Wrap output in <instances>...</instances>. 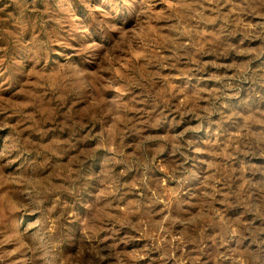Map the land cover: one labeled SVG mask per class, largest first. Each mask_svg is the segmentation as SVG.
<instances>
[{"label":"rangeland","instance_id":"rangeland-1","mask_svg":"<svg viewBox=\"0 0 264 264\" xmlns=\"http://www.w3.org/2000/svg\"><path fill=\"white\" fill-rule=\"evenodd\" d=\"M0 264H264V0H0Z\"/></svg>","mask_w":264,"mask_h":264}]
</instances>
